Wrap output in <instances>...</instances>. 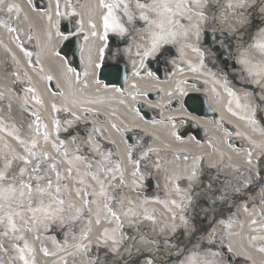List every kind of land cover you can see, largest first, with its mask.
<instances>
[{"label":"bare ground","instance_id":"bare-ground-1","mask_svg":"<svg viewBox=\"0 0 264 264\" xmlns=\"http://www.w3.org/2000/svg\"><path fill=\"white\" fill-rule=\"evenodd\" d=\"M47 2L48 7L40 0L0 2V173L6 177L0 180V188L18 187L23 180L45 189L43 195L33 190L31 197L27 188L23 197L17 191L16 197L23 201L21 206L15 198L0 201L16 209L19 215L13 218L24 226L13 239L12 234L2 235L7 224H0V244L7 245L6 249L0 247V264H23L14 245L25 243V257L34 258L36 264L39 259H46L42 264H88L90 248L95 247L92 242L114 252L120 261L136 264L135 251H153L159 241L170 248L176 233H182L190 244H184L181 250L167 249V255L156 253L165 261L175 252L171 259L178 258L176 264H226L211 243L215 236L227 233L228 248L234 256L249 264H264V199L261 206L243 208L241 198L233 197L229 212H238L241 217L236 222H220L215 214L212 230L201 237L197 232L205 227L196 228L198 218L191 213L193 199L198 195L205 198L201 202L206 201L204 205L209 210L203 212L207 216L214 213L215 207V199L207 198L212 195L209 182L201 186L204 193L197 189L198 165L204 170L215 169L218 176L225 178L233 176L237 168L254 170L256 159L264 163V121L259 111L264 107V48L259 46L264 45V4L257 7L259 0H201L189 8L177 7L181 0H167L172 12H164L158 7L160 0H59V10L57 0ZM108 4L115 5L111 16L105 6ZM144 4L150 7H141ZM197 12L203 15H195ZM141 14L148 19H142ZM249 14L262 16L263 24L249 46L237 40L242 50L239 62L232 64L240 68L238 80L221 79L222 73L205 55L203 30L207 27L215 36L220 27L222 31L245 29L248 22L244 15ZM105 17L110 25L106 39ZM67 25L71 26L70 32H66ZM161 32L176 35L161 43L153 54L145 55L152 50L155 34ZM127 33L130 37L119 43L123 46L111 43L112 38ZM79 35L84 37L80 72L72 59L61 54L64 45ZM28 36V42L36 44L38 66L21 43ZM167 45H172L167 49L171 65L164 62L161 67H151V60ZM125 54L132 57L127 82L122 88L105 86L98 78L100 61H118ZM163 69L168 72L162 77ZM16 72L26 73L28 79L23 76V82H17ZM199 87L214 115L190 113L183 107V100ZM35 114L41 118L39 135ZM41 115L48 124L44 123L50 133L47 141ZM54 115L59 121V133ZM76 120L92 122L98 134L116 144L120 155L117 164L108 161L104 149L98 151L101 140L95 129L89 125L87 133L78 131ZM187 123L190 130L183 134L182 126ZM121 130L146 135L154 172L151 168L135 170L136 160L128 158ZM200 131L205 133L203 138L198 135ZM71 133L74 135L68 137ZM32 141H36L39 157L30 156L26 150L25 145L30 146ZM62 142L67 155L63 149L57 151ZM249 149L253 153L251 163ZM44 153L52 158L41 165L44 180H30ZM20 157H27L31 163L25 164ZM52 163L56 164L55 170ZM89 164L93 167L89 168ZM21 169L25 170L23 175ZM146 177H150L149 182ZM98 179L104 181V191L113 199L99 195ZM47 180L52 181L51 189ZM153 183L156 189L149 188ZM262 188L264 194L263 183ZM93 191L97 195L86 194ZM88 201L92 220L86 223L84 215L77 217V210L88 213ZM4 214L0 211V216ZM54 231L62 234V240L50 238ZM145 257L143 263L162 262V258L150 254Z\"/></svg>","mask_w":264,"mask_h":264},{"label":"rangeland","instance_id":"rangeland-1","mask_svg":"<svg viewBox=\"0 0 264 264\" xmlns=\"http://www.w3.org/2000/svg\"><path fill=\"white\" fill-rule=\"evenodd\" d=\"M261 11V10H259ZM247 15V14H246ZM244 15V19L248 22V24H244L246 26L245 29H242V27H239L237 28L236 30H227L225 29V31H222L221 27L219 28V30H215L214 34L216 35V38L213 40V45H214V50L212 53V51L209 50L208 47L205 48L204 52H205V55L207 57H209V59H211V61L214 63V65L216 66V69L218 71H220L222 73L221 75V79H227V78H231V79H235V80H238L239 78V75H240V68L234 64H232V62L234 63L235 61V53H236V44H237V40H236V37L238 38H244V41L247 42V45H250L251 41H252V38L254 37L255 35V32L257 33L259 31V29L261 28V24H262V21H260L261 19V16L259 15H251L249 14V17ZM244 20V21H245ZM245 21V22H246ZM253 21H257V24H254ZM224 30V29H223ZM208 32V28L205 27L204 30H203V39H202V42H204L205 40V35L206 34H209ZM234 33H236L234 35ZM230 41L234 42V43H231ZM205 43V42H204ZM220 47V48H228L229 51L227 53H225V57L228 59L227 62L225 64H222V63H218L216 59L219 58L218 54L220 53V50H216V48ZM168 50L166 49L161 56H159L158 58H156L153 62H151V66L154 65L156 67H161V63H164V62H167L168 60ZM235 64H236V61H235ZM164 73H166L168 70L166 69H163ZM263 96V95H262ZM264 99V98H263ZM263 109V108H262ZM79 130H82L83 132H88V127H79L78 128ZM72 136L73 133L69 134V136ZM135 135V134H134ZM73 141V143L76 141V140H71ZM142 137H138L136 138L135 140V143L133 144V149H136V150H139L140 147H141V144H142ZM150 160H145V161H142L141 162V167H146L150 164ZM203 176L205 175L206 176V180H202V177H201V181H199V187L204 183V182H209L210 184V188L208 189L212 195L210 196H207V198H209V200L211 199H215L216 200V204H224V211L222 212V214H220L218 216V220L219 219H222L224 217H226V211L228 209V207H230L231 205V199L233 197H236L239 193V191H237V188H238V184H239V181H249V180H252V176L249 174H246V173H243L241 174L238 179L234 180V181H231V180H228L227 178H219L218 175L216 173H211L209 174L208 172H202ZM261 180H263V183H264V173H263V176H261ZM154 189H156V185L154 187ZM217 192H219V194H217V196L214 198L213 195H215ZM256 195L253 194V197L252 200H256ZM199 197L196 196L195 199H193V204L192 206L195 207L197 206L198 204H200L199 202ZM207 209L206 207H204L202 205L201 207V213H202V216L199 217L200 221H201V218H204L205 221H201V225H204L205 227V230L199 232V236H203L205 235L207 232H209L211 229H212V220L215 216V213L214 214H211L210 216L208 217H205L206 215L204 214V212H202V210H205ZM191 213H194V216H195V212L193 211V208L191 209ZM218 215V213H216ZM16 216V215H14ZM14 221H15V224H16V227L17 229H24V226L23 224L19 221V220H16L15 218H13ZM59 235V236H57ZM198 236V237H199ZM64 237V235H63ZM50 238L52 239H60L62 240V234L60 233H57V232H52V234L50 235ZM217 243V241H216ZM185 245H189L190 242L189 240L187 241L185 239V237L183 236V234L181 233H176L174 238L172 239V247L169 248V246L167 247V243H163L162 241H159L158 243L154 244L156 245V249H153V251H146L145 253H138L137 251L134 252V255H133V258L134 260L137 259V263L136 264H140L142 259L145 258L144 255H152L154 258H162L161 256L162 255H167V249H171V248H174L175 250L178 249V250H181L183 249V246ZM220 245L217 243V247L219 248V250L221 249V247H219ZM219 250H216L215 253L219 256ZM100 251V250H99ZM98 249L96 250V248L92 251H90V254L92 255L91 257V260L88 264H126L125 261H120V260H116L115 258H113L108 251L106 250H101L102 252H99ZM156 253H161V256H157ZM176 253L175 252H172L170 257H175ZM169 257V262L165 261L163 258L161 259L162 263L164 264H176L179 259L177 258L176 260H172L171 258ZM132 258V259H133ZM155 264H159V263H155ZM242 264V263H241Z\"/></svg>","mask_w":264,"mask_h":264},{"label":"snow or ice","instance_id":"snow-or-ice-1","mask_svg":"<svg viewBox=\"0 0 264 264\" xmlns=\"http://www.w3.org/2000/svg\"><path fill=\"white\" fill-rule=\"evenodd\" d=\"M0 2H2V0H0ZM200 2H201V0H181V3L178 4L177 7H182L184 5H187L189 8H191L193 4L199 5ZM245 2H246V0H245ZM261 4H264V0H259V4H257L256 6L259 7ZM105 6L109 8V16H111L112 15L111 9L113 7H115V5L108 4V5H105ZM56 7H57V10H59V0H57ZM141 7H150V6L147 5V4H144V5H141ZM158 7H162L164 12H172V9L168 6L167 0H160V4L158 5ZM153 10H155V9H153ZM59 14L63 15V13H59ZM195 15H201L202 16L203 13L197 12V13H195ZM141 18L145 19V20L148 19V17L146 15H143V14H141ZM49 19H51L50 16H49ZM93 27H95V26L93 25ZM109 27H110V25L108 23V17H105V30H106L105 39L107 38V29ZM159 27L161 29H163V24L159 25ZM10 30L11 31H15V28H12ZM121 31H123L122 28H121ZM175 35L176 34L174 32H169L167 34L161 32V33L155 34V38L153 40L152 50L150 52H146L145 55L153 54L157 50V48L159 47V45L161 43H167L169 41V39L171 37H174ZM17 39H18V37H17ZM65 39H67V37H65ZM259 46L264 48V45H259ZM149 74H151V73H149ZM29 91H33L34 92L35 89H29ZM40 102H42V101H40ZM36 123H37V135H39V118H37ZM44 127H45V131L43 133V136H44L45 141H47V139L50 136V133L47 131V126L45 125ZM57 133H59V121H57ZM21 143H25V142L21 141ZM25 147H26V150H27V152L29 153L30 156H35V157H39L40 156V154L35 151V149H36V141H32L30 146L29 145H25ZM61 149H63L64 152H65V155H67V148L63 144V142L61 144V148H58L57 151H60ZM252 156H253L252 150L249 149V151H248V162L249 163L252 162ZM20 159L23 160L25 164L31 163V160L28 159L27 157H20ZM46 160H52V158L49 157L47 153H44L43 154V158L38 160V163L33 168V172L36 173L35 177H30L29 178L30 180L31 179L41 180V181L44 180V176H43V174L41 172V165ZM50 166H51V168L53 170L56 169V164L55 163H52ZM88 167L92 168L93 165L89 164ZM105 170L107 171V170H110V169L106 168ZM24 171H25L24 169L20 170L21 175L24 174ZM77 171H79V169H77ZM69 173H71V169H69ZM57 175L59 176V172H57ZM93 175L95 176V174H93ZM193 175H195V173H193ZM5 178H6L5 175L3 173H0V180H3ZM113 178H115V177H113ZM45 183L47 184L49 189H51L53 187L51 180H47V181H45ZM98 183L100 184V187H101V191H100L99 195L104 196L106 200L113 199L111 196H109L104 191V181L98 179ZM248 183L250 184L251 181L249 180ZM65 187H66V185H65ZM25 188H27L29 190V196L30 197H31V194H32L33 190L38 191L41 195H43L44 191H45L44 187L41 184L33 185L31 183H27V182H24L22 180L18 187L15 186V185H9L7 187L0 188V201H9V200H12L13 198H15V203L18 206H21L23 201L19 197H23L24 196V189ZM17 191H19V197H16ZM59 191H60V186H57L56 187V192L59 193ZM237 191H239V188H237ZM86 194L89 195V196L97 195V193H95L94 191L93 192H88ZM261 198L264 199V196H262ZM58 202L60 204H64V200L63 199H59ZM87 203L90 205L91 201H88ZM0 211H3L5 213L4 216H0V224H5V223L7 224V229L2 232V235H4L5 237H8L10 234H12V238L13 239H17V237L14 236V233L16 231H18V229L16 227V224H15V221L13 219V216L14 215H19V213L16 211V209L12 208L10 204H8L6 206L4 203H0ZM77 211H80V210H77ZM109 211H111V208H109ZM87 212L89 214L91 213V207L90 206L88 207ZM112 214L115 216L114 212ZM53 216H54V214H53ZM21 219H22V217H21ZM117 219H119V217H117ZM27 227H28L29 231H31V226L28 225ZM19 239H22V237H20ZM14 246L18 250V252L20 254L19 258L23 261V264H36V261H35L34 258H32L30 260V259L26 258L25 255H24L25 250L28 249V245L26 243L23 244L22 246L20 244H16ZM0 247H5V249H6L7 245H6V243L5 244H0ZM85 249H86V246H85ZM261 251H264V249H261Z\"/></svg>","mask_w":264,"mask_h":264},{"label":"water","instance_id":"water-1","mask_svg":"<svg viewBox=\"0 0 264 264\" xmlns=\"http://www.w3.org/2000/svg\"><path fill=\"white\" fill-rule=\"evenodd\" d=\"M66 46L69 48V51L68 52L64 51L63 54L66 57H69L71 55L76 63V69L81 70V64L78 61V55L81 50V43L74 40V41L68 42ZM99 79L104 80L108 85L122 86L127 80V74L121 72L119 69L117 70L116 66L108 65L100 70ZM204 104H205V101L201 103L195 98L189 99L187 101L188 110L191 112L205 111ZM207 111L208 113H212L211 110H207ZM230 262H233L232 256H230Z\"/></svg>","mask_w":264,"mask_h":264}]
</instances>
